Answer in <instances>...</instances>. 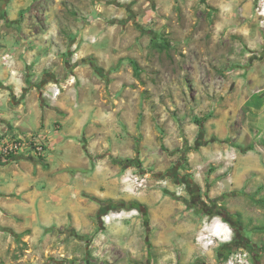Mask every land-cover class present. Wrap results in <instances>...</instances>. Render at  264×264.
Returning <instances> with one entry per match:
<instances>
[{
  "label": "rangeland",
  "instance_id": "374dc122",
  "mask_svg": "<svg viewBox=\"0 0 264 264\" xmlns=\"http://www.w3.org/2000/svg\"><path fill=\"white\" fill-rule=\"evenodd\" d=\"M0 10L5 36L14 30L19 40L43 39L63 56V73L66 60L89 44L111 109L119 107L115 99L126 101L119 109L128 120L118 126L127 138L121 158L142 166L124 168L113 162L119 156L109 157L113 180L126 187L121 199L106 200L100 218H122L128 262L264 264V131L252 122L264 120L253 113L264 110V0H0ZM242 163L262 170L233 187L227 175ZM134 202L144 212L128 209ZM62 233L43 237L47 250L28 261L94 259L85 247L95 238ZM3 235L5 245L19 248L13 256L26 254L22 237ZM72 242L83 246L76 249L81 260L68 252Z\"/></svg>",
  "mask_w": 264,
  "mask_h": 264
},
{
  "label": "crops",
  "instance_id": "0c3cea01",
  "mask_svg": "<svg viewBox=\"0 0 264 264\" xmlns=\"http://www.w3.org/2000/svg\"><path fill=\"white\" fill-rule=\"evenodd\" d=\"M3 18L4 15L0 18V133L19 135L47 130L50 146L44 156L0 157V264H32L28 260L34 261L35 254H30L47 250L43 237H52L54 229L63 231L61 237L71 230L76 236L95 238L84 246L87 255H93L92 262L132 264L124 257L128 235L120 224L122 218L116 217L113 222L105 218L101 222L102 205L91 198L98 196L106 201L124 197L122 190L126 186L120 178L113 180L109 157H121L127 150L122 143L127 138L120 137L118 127L122 119L128 123L127 116L120 117L119 113L126 101L115 99L119 107L111 109L110 91L94 76L92 65L85 63L91 58L89 44L83 43L81 51L66 60L63 73V56L49 52V43L43 44V39L19 40L14 30H8L6 37ZM8 53L13 60L7 62L4 56ZM56 86H60L61 93L52 98L48 90ZM258 111L264 119L263 108H253V113ZM252 122L264 131V120ZM95 153H101L99 165L93 163ZM261 170L242 163L228 173L227 179L234 181V187ZM221 173L215 172L212 179ZM3 234L22 237L28 243L26 254L13 256L19 248L5 245ZM77 247L83 248L72 242L68 252L81 260L82 252ZM64 248L62 244L58 250ZM7 253L11 254L8 258ZM135 254L131 253V260L138 261ZM91 261L88 255L87 264ZM68 263L74 264L75 260L55 264Z\"/></svg>",
  "mask_w": 264,
  "mask_h": 264
},
{
  "label": "built area",
  "instance_id": "2783aa9c",
  "mask_svg": "<svg viewBox=\"0 0 264 264\" xmlns=\"http://www.w3.org/2000/svg\"><path fill=\"white\" fill-rule=\"evenodd\" d=\"M12 56H4L5 61ZM74 81V80H73ZM61 93L60 86L48 90V95L56 98ZM50 146V133L47 130L32 132L28 134L13 135L0 133V157L10 158L19 154H35L44 156Z\"/></svg>",
  "mask_w": 264,
  "mask_h": 264
},
{
  "label": "trees",
  "instance_id": "16d2710c",
  "mask_svg": "<svg viewBox=\"0 0 264 264\" xmlns=\"http://www.w3.org/2000/svg\"><path fill=\"white\" fill-rule=\"evenodd\" d=\"M85 63H89V64H91L92 65V67L99 73L100 72V70L99 69H97V65H96V62H95V59L93 58V57H91V58H87L86 60H85ZM131 63H132V65H133V67H134V70H135V73H139V71H140V68H139V64H138V62L136 61V60H134V59H131ZM201 119L200 118H196L195 119V122L196 123H198V124H200L201 126H202V124H201ZM202 131H203V127H202V129H201ZM251 149H253V145H251V146H249L248 148H244V149H242L241 148V150L242 151H244V152H246V151H248V150H251ZM112 159H113V162L115 163V164H118V165H120V166H122V167H124V168H128V167H130V166H136V167H141L142 166V162L140 161V160H135V159H131V158H126V159H124V158H116V157H112ZM167 191V193H170L171 195H173V196H175V194L174 193H172L171 191H169V190H166ZM193 191V190H192ZM91 198L92 199H94V200H96L97 202H99L101 205H102V214H104L105 212H107V208H105L104 209V207H106V202L107 201H103V200H100L98 197H96V196H91ZM121 205V203H118V207ZM192 206V205H191ZM128 207H130V209H131V207H132V209H139V210H141L142 212H144V210H143V206L139 203V202H134V203H132V204H129L128 205ZM194 207H195V205H194ZM220 214H222V213H220ZM225 247V246H224ZM220 255H222V257H227V254L226 253H223L222 252V250L220 251Z\"/></svg>",
  "mask_w": 264,
  "mask_h": 264
},
{
  "label": "flooded vegetation",
  "instance_id": "af4514ba",
  "mask_svg": "<svg viewBox=\"0 0 264 264\" xmlns=\"http://www.w3.org/2000/svg\"><path fill=\"white\" fill-rule=\"evenodd\" d=\"M195 202V201H194ZM236 241L235 242H233L232 243V245L234 246V248H235V246H236V243L239 241V237H238V235L236 234ZM253 256H254V253H253Z\"/></svg>",
  "mask_w": 264,
  "mask_h": 264
},
{
  "label": "water",
  "instance_id": "95a60500",
  "mask_svg": "<svg viewBox=\"0 0 264 264\" xmlns=\"http://www.w3.org/2000/svg\"><path fill=\"white\" fill-rule=\"evenodd\" d=\"M128 209H130V207H128Z\"/></svg>",
  "mask_w": 264,
  "mask_h": 264
}]
</instances>
